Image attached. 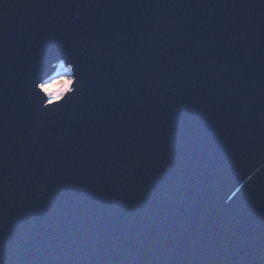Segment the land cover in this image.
Returning <instances> with one entry per match:
<instances>
[{"label":"water","instance_id":"obj_1","mask_svg":"<svg viewBox=\"0 0 264 264\" xmlns=\"http://www.w3.org/2000/svg\"><path fill=\"white\" fill-rule=\"evenodd\" d=\"M0 264H264V0H0Z\"/></svg>","mask_w":264,"mask_h":264},{"label":"snow or ice","instance_id":"obj_2","mask_svg":"<svg viewBox=\"0 0 264 264\" xmlns=\"http://www.w3.org/2000/svg\"><path fill=\"white\" fill-rule=\"evenodd\" d=\"M61 67H63V64H61ZM75 68V65H70L69 70H73ZM82 76L80 77V88L77 89L76 87V76H66L62 75L60 78H65L62 80V83H60L55 88H49V85L52 84V82L56 79H50L47 81H43V77H39L38 79L43 81L40 83H36V81H33V84L35 87H38L40 92L44 94L45 97H47V101L44 102L41 100L40 104L38 105V110L44 114L48 115L50 111H54L58 107H61L63 105L68 104L73 97H76L77 91L79 93L82 92L83 89V82H82ZM58 79V78H57Z\"/></svg>","mask_w":264,"mask_h":264},{"label":"rangeland","instance_id":"obj_3","mask_svg":"<svg viewBox=\"0 0 264 264\" xmlns=\"http://www.w3.org/2000/svg\"><path fill=\"white\" fill-rule=\"evenodd\" d=\"M61 64H63V67H61ZM70 66H66L64 65L63 62H60L57 68V75L55 77H53L52 79H57L60 78L62 75H66V76H72L71 71L69 70ZM50 80V79H49Z\"/></svg>","mask_w":264,"mask_h":264},{"label":"clouds","instance_id":"obj_4","mask_svg":"<svg viewBox=\"0 0 264 264\" xmlns=\"http://www.w3.org/2000/svg\"><path fill=\"white\" fill-rule=\"evenodd\" d=\"M63 79H65V78H58V79L54 80L52 82V84L49 85V88H55V87H57L60 83H62V80Z\"/></svg>","mask_w":264,"mask_h":264},{"label":"built area","instance_id":"obj_5","mask_svg":"<svg viewBox=\"0 0 264 264\" xmlns=\"http://www.w3.org/2000/svg\"><path fill=\"white\" fill-rule=\"evenodd\" d=\"M59 65V64H58ZM58 65H57V68H58Z\"/></svg>","mask_w":264,"mask_h":264},{"label":"trees","instance_id":"obj_6","mask_svg":"<svg viewBox=\"0 0 264 264\" xmlns=\"http://www.w3.org/2000/svg\"><path fill=\"white\" fill-rule=\"evenodd\" d=\"M58 73V72H57Z\"/></svg>","mask_w":264,"mask_h":264}]
</instances>
